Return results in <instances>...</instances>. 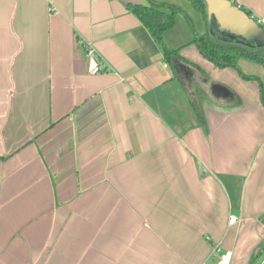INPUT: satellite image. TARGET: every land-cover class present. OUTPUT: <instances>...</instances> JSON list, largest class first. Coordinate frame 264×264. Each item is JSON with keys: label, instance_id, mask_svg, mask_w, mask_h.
<instances>
[{"label": "crops", "instance_id": "1", "mask_svg": "<svg viewBox=\"0 0 264 264\" xmlns=\"http://www.w3.org/2000/svg\"><path fill=\"white\" fill-rule=\"evenodd\" d=\"M164 2L0 0V264H264V67L184 47L187 18L264 48L184 8L176 69L130 9Z\"/></svg>", "mask_w": 264, "mask_h": 264}, {"label": "trees", "instance_id": "2", "mask_svg": "<svg viewBox=\"0 0 264 264\" xmlns=\"http://www.w3.org/2000/svg\"><path fill=\"white\" fill-rule=\"evenodd\" d=\"M192 6L202 13L205 17L207 13V4L205 0H188ZM234 5L239 6L243 11H245L250 17L251 13L248 12L244 7L238 5L233 0H231ZM130 9L138 16V18L143 22V24L149 29L156 41L161 45L163 52L168 60V62L176 69H183L186 65L193 66V64L184 60L180 56V49H173L169 47L165 41V34L170 29H172L176 23L179 15L184 14L183 8L176 4L171 3H156L152 6H142V5H131ZM188 20V18H187ZM195 45L201 52V54L218 68H233L237 70L240 75L247 80H252L255 77L246 76L240 66L239 60L245 59L264 67V50L263 49H251L248 47L240 46L238 44H231L226 42H221L214 39L209 34L197 35L195 33L193 38L186 43L185 46ZM196 68V67H195ZM188 90V89H187ZM261 97L264 104V91L261 89ZM189 98L193 103L194 109L198 116L202 120L203 126L206 125L205 113L200 109L198 105V99L189 92ZM237 108V107H235ZM234 108V109H235Z\"/></svg>", "mask_w": 264, "mask_h": 264}, {"label": "water", "instance_id": "3", "mask_svg": "<svg viewBox=\"0 0 264 264\" xmlns=\"http://www.w3.org/2000/svg\"><path fill=\"white\" fill-rule=\"evenodd\" d=\"M210 27L253 47L264 48V29L231 0H205ZM239 43V42H238Z\"/></svg>", "mask_w": 264, "mask_h": 264}, {"label": "built area", "instance_id": "4", "mask_svg": "<svg viewBox=\"0 0 264 264\" xmlns=\"http://www.w3.org/2000/svg\"><path fill=\"white\" fill-rule=\"evenodd\" d=\"M253 18V17H252ZM257 24L263 25L264 26V17L261 18H253ZM88 56H89V65H90V72L92 74H99L102 72L108 71L106 69L102 62L100 61L99 55L96 53V51L92 48L88 49ZM238 222L237 217L231 216L229 220V224L233 225ZM217 251H219L217 249ZM232 258H233V252L232 251H227L225 252L221 258L218 264H231L232 263Z\"/></svg>", "mask_w": 264, "mask_h": 264}, {"label": "rangeland", "instance_id": "5", "mask_svg": "<svg viewBox=\"0 0 264 264\" xmlns=\"http://www.w3.org/2000/svg\"><path fill=\"white\" fill-rule=\"evenodd\" d=\"M165 1H166V3L170 2V3H174V4L178 5V6H182L183 9L185 8L187 10H190L191 7H193L192 4L188 0H165ZM194 10L197 13H200L195 8H194ZM187 23H188V27L190 29L189 30L190 35L193 36L195 33H197L198 29L200 30V32H202L201 25L198 26L197 20L194 18V16L192 18L188 17V22ZM255 67H260V66H255Z\"/></svg>", "mask_w": 264, "mask_h": 264}]
</instances>
